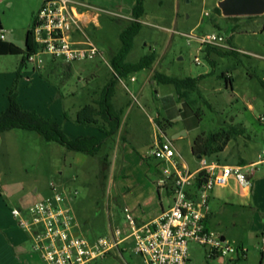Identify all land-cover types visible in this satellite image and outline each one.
Returning a JSON list of instances; mask_svg holds the SVG:
<instances>
[{"label": "rangeland", "instance_id": "1", "mask_svg": "<svg viewBox=\"0 0 264 264\" xmlns=\"http://www.w3.org/2000/svg\"><path fill=\"white\" fill-rule=\"evenodd\" d=\"M76 1L113 13L102 15L98 28L88 29L110 63L113 50L121 46L124 26L113 19L119 13L131 15L137 0ZM220 1L145 0L143 26L127 62L137 63L152 54L157 59L151 69L118 83L114 104L122 112L121 128L98 155L68 151L33 131L16 129L3 134L0 197L6 206L26 212L52 195L54 185L67 194L82 236L94 241L110 237L116 229L128 231L126 208L137 220L148 222L171 205L170 186L162 180L166 179L164 171L173 167L151 154L156 142L164 140L162 133L177 150L176 161L194 171L200 167L193 153L198 136L226 123H243L255 140L231 141L216 160L233 166L259 161L264 153V16L227 20L217 11ZM42 4L43 0H0V36L5 33L6 41L25 49L27 32ZM213 33L226 36L237 54L208 53L209 46L201 45L199 38ZM23 58L0 56V114L9 106V90L14 89L25 109L55 119L70 138H106L98 127L77 123L78 110L99 99L113 76L103 60H57L54 65L51 56L43 55V64L38 67L28 62L19 75ZM157 73L179 78L205 76L199 83L201 93L191 97L197 104L180 100L173 85L155 81ZM160 123L166 125L165 130ZM177 134L181 136L173 139ZM230 183L214 191L213 220L208 227L226 237L227 244L244 249L246 255L240 251L231 258H212L210 247L191 242L189 264H264V167H258L247 195L235 182ZM93 264L143 263L129 240Z\"/></svg>", "mask_w": 264, "mask_h": 264}, {"label": "built area", "instance_id": "2", "mask_svg": "<svg viewBox=\"0 0 264 264\" xmlns=\"http://www.w3.org/2000/svg\"><path fill=\"white\" fill-rule=\"evenodd\" d=\"M104 14L113 13L76 0H43L31 28L39 50L29 61L39 67L44 62L43 55L66 63L99 58L114 73L104 52L88 32ZM0 38L4 40L5 33ZM199 40L201 45L234 50L226 36L218 33L201 36ZM196 62L199 64L200 60L197 58ZM131 80L136 81L135 78ZM162 137L164 140L156 142L151 154L173 167V170L164 171L166 179L162 180L164 186H170L172 204L157 219L140 222L126 208L128 231L116 229L110 237L90 241L79 231L67 194L54 185L53 194L32 205L28 211H12L20 227L33 237L34 249L45 264H93L129 240L134 242V252L143 264H189L191 242L210 247L212 258L225 259L240 251L243 255L246 253L244 249L227 244L209 229L210 203L214 191L228 187L230 182L249 192L258 167H264V153L259 161L247 166L202 158L200 167L191 171L176 161L177 150L165 134L162 133Z\"/></svg>", "mask_w": 264, "mask_h": 264}, {"label": "trees", "instance_id": "3", "mask_svg": "<svg viewBox=\"0 0 264 264\" xmlns=\"http://www.w3.org/2000/svg\"><path fill=\"white\" fill-rule=\"evenodd\" d=\"M145 3V0H137L129 19L118 16L114 17L113 21L124 22V26L120 33L121 46L111 57L112 59H110V65L114 70L113 76L102 90L100 98L85 105L78 112L77 123L98 127L102 133L106 134V138L103 139L98 136H80L76 139L70 138L55 119L47 118L35 110L25 109L20 103L18 94L14 89L9 90V106L6 111L0 114V137L8 131L16 129L33 131L46 141L57 143L65 147L68 151L83 153L89 156L98 155L104 144L109 139L114 140L121 128L122 112L118 111L114 104L118 83L120 80L127 79L132 75L134 76V74L140 71L151 69L157 59L156 55L152 54V56H145V58H142L137 63L127 62V58L134 48L135 39L143 26L142 18L145 16ZM217 11L222 15L219 7ZM261 17H230L226 19L238 21L243 18L250 21ZM101 19H103V16H101ZM238 27L240 28L239 25L235 26V28ZM38 50L39 46L34 41L31 29L27 32L25 49L0 38V56H24L23 63L18 71L19 75L22 74V67L30 62V57L36 54ZM208 53H217L221 56L237 54L234 50H225L212 46H209ZM52 60L51 62L56 65L57 60ZM204 78L205 76L200 78H179L157 73L154 80L161 84L173 85L180 100H187L190 102V105H195L197 104V99L194 100L191 97L201 93L199 83ZM199 113L197 111L196 114L200 117ZM160 127L165 130L166 125L160 123ZM238 138H244L253 142L255 135L243 123H226L215 132L209 134L203 133L198 136L193 144V153L195 156L216 160L220 154L225 152L229 143ZM216 161L218 162V160ZM241 163V166H246L244 161Z\"/></svg>", "mask_w": 264, "mask_h": 264}, {"label": "crops", "instance_id": "4", "mask_svg": "<svg viewBox=\"0 0 264 264\" xmlns=\"http://www.w3.org/2000/svg\"><path fill=\"white\" fill-rule=\"evenodd\" d=\"M130 16L131 15L125 16L119 13L118 17L129 19ZM99 25H100L99 20H97L95 24H92V26H94L95 28H98ZM117 51L113 50V55ZM116 98L117 95L114 97V103ZM5 106L3 107L5 108ZM82 108H80V110ZM80 110H78V112H80ZM245 163L246 166L254 164L249 162H245ZM0 190H2L1 186H0ZM243 191L246 193L245 195L248 194L247 191L245 190ZM14 209L23 210L22 208L19 207H7L5 202L2 200V197H0V264H45L40 254L36 252L34 249L33 237L29 234V232H27L26 230L20 227L18 221L13 216L12 211ZM166 209H167L166 207H163L162 212L163 210ZM212 218H213V214L210 217V222H212L213 220ZM31 242L33 244L32 246H30Z\"/></svg>", "mask_w": 264, "mask_h": 264}, {"label": "water", "instance_id": "5", "mask_svg": "<svg viewBox=\"0 0 264 264\" xmlns=\"http://www.w3.org/2000/svg\"><path fill=\"white\" fill-rule=\"evenodd\" d=\"M218 7L225 18L264 16V0H221ZM180 136L181 134H177L173 139ZM197 158L202 159V156ZM222 240L227 239L222 237Z\"/></svg>", "mask_w": 264, "mask_h": 264}]
</instances>
